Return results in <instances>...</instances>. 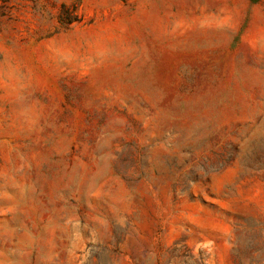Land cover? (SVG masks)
I'll list each match as a JSON object with an SVG mask.
<instances>
[{"label": "rangeland", "instance_id": "374dc122", "mask_svg": "<svg viewBox=\"0 0 264 264\" xmlns=\"http://www.w3.org/2000/svg\"><path fill=\"white\" fill-rule=\"evenodd\" d=\"M0 264H264V0H0Z\"/></svg>", "mask_w": 264, "mask_h": 264}]
</instances>
